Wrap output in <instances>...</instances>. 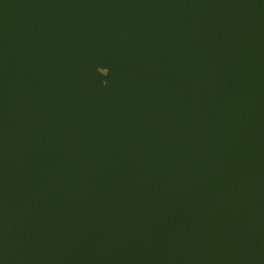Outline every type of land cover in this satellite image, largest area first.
Segmentation results:
<instances>
[{"label": "water", "instance_id": "95a60500", "mask_svg": "<svg viewBox=\"0 0 264 264\" xmlns=\"http://www.w3.org/2000/svg\"><path fill=\"white\" fill-rule=\"evenodd\" d=\"M0 264H264V0H0Z\"/></svg>", "mask_w": 264, "mask_h": 264}]
</instances>
